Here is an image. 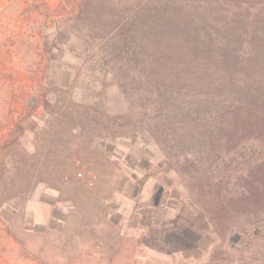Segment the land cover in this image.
Wrapping results in <instances>:
<instances>
[{
    "label": "rangeland",
    "instance_id": "374dc122",
    "mask_svg": "<svg viewBox=\"0 0 264 264\" xmlns=\"http://www.w3.org/2000/svg\"><path fill=\"white\" fill-rule=\"evenodd\" d=\"M76 4L0 0V157L16 120L32 119L19 140L47 178L0 207V264H264V215L225 217L246 231L222 238L174 159L130 129L124 115L151 102L133 107Z\"/></svg>",
    "mask_w": 264,
    "mask_h": 264
},
{
    "label": "trees",
    "instance_id": "16d2710c",
    "mask_svg": "<svg viewBox=\"0 0 264 264\" xmlns=\"http://www.w3.org/2000/svg\"><path fill=\"white\" fill-rule=\"evenodd\" d=\"M76 2L77 29L107 44L103 59L119 67L133 107L151 102L138 119L124 115L130 129H146L174 159L219 236L243 235L225 217L264 215V0ZM20 120L3 139L0 207L47 179L19 140L33 120Z\"/></svg>",
    "mask_w": 264,
    "mask_h": 264
}]
</instances>
